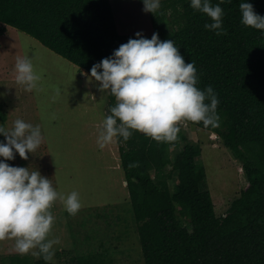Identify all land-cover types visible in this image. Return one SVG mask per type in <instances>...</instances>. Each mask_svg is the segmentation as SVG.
<instances>
[{"label":"trees","instance_id":"trees-1","mask_svg":"<svg viewBox=\"0 0 264 264\" xmlns=\"http://www.w3.org/2000/svg\"><path fill=\"white\" fill-rule=\"evenodd\" d=\"M239 2L212 0L225 12L221 35L204 28L210 18L190 7V0H160V8L149 12L152 34L173 40L185 61L195 62L197 86L211 85L219 99L221 129L183 122L219 133L247 185L217 216L210 192L202 188L198 146L186 143L169 155L170 146L182 141L181 131L175 141L135 131L127 141L115 139L144 264H264V30L241 23ZM248 2L264 15V0ZM0 25V32L14 28L88 74L135 38L118 33L110 0H0ZM107 97L108 106L116 103L109 92ZM0 120L6 121L1 106ZM171 178L173 193L164 180ZM93 257L99 255L80 256L75 264H100ZM37 263L51 264L42 258Z\"/></svg>","mask_w":264,"mask_h":264},{"label":"rangeland","instance_id":"rangeland-1","mask_svg":"<svg viewBox=\"0 0 264 264\" xmlns=\"http://www.w3.org/2000/svg\"><path fill=\"white\" fill-rule=\"evenodd\" d=\"M110 3L119 34H152L142 0ZM26 55L31 56L40 77L31 90L16 80V61ZM107 94L90 74L30 36L11 27L0 32V106L6 117L0 123L11 127L21 118L38 124L43 136L27 160L15 153V159L8 163L38 168L58 192L66 195L75 190L81 200V208L74 215L59 200L52 206L55 220L50 237H58L59 243L54 245L51 264H75L85 254H98L93 259L100 264H144L116 140L103 148L97 144L104 115L108 114ZM179 127L183 139L177 147L170 146L169 155L174 156L186 143L198 146L197 160L205 173L202 188L210 192L216 215L222 216L246 188L241 164L224 147L219 133L183 121ZM164 180L173 193L175 179ZM180 220L187 224L186 218ZM38 259L30 253H18L14 238L0 240V264H38Z\"/></svg>","mask_w":264,"mask_h":264},{"label":"clouds","instance_id":"clouds-1","mask_svg":"<svg viewBox=\"0 0 264 264\" xmlns=\"http://www.w3.org/2000/svg\"><path fill=\"white\" fill-rule=\"evenodd\" d=\"M142 2L146 12L160 8V0ZM190 7L210 18L205 29L216 35L226 33L221 3L190 0ZM239 10L243 25L264 30V15L257 13L252 3L240 0ZM134 35L90 69L99 88L107 90L116 101L104 115L98 146L103 148L114 139L127 141L134 131L157 141H175L181 121L218 126V96L211 85L204 89L197 86L195 62H186L174 41L161 40L156 32L150 38L139 31ZM15 71L17 82L28 90L40 79L31 56L18 58ZM0 135L4 137L0 141V240L14 238L18 253L51 261L54 245L59 243L58 237H50L55 220L52 206L59 200L74 215L81 208L79 193L73 190L65 195L38 168L8 163L15 159V153L27 160L41 145L43 136L38 124L17 118L11 127L0 123ZM135 166V162L129 165Z\"/></svg>","mask_w":264,"mask_h":264},{"label":"crops","instance_id":"crops-1","mask_svg":"<svg viewBox=\"0 0 264 264\" xmlns=\"http://www.w3.org/2000/svg\"><path fill=\"white\" fill-rule=\"evenodd\" d=\"M82 72H86V71H84V70H82V69H80ZM88 74V73H87ZM106 105V104H105ZM107 107H108V104H107ZM116 143V142H115ZM120 167V169H121V166H119ZM115 250H119V249H115ZM114 250V251H115ZM126 250H128V249H126ZM60 251V250H59ZM66 251H69V250H66ZM61 252H64L65 253V251H61ZM86 255H89V254H85L84 256H86ZM116 255V254H115Z\"/></svg>","mask_w":264,"mask_h":264}]
</instances>
